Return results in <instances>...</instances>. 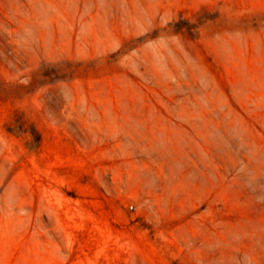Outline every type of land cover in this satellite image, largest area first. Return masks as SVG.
<instances>
[{
  "label": "rangeland",
  "instance_id": "rangeland-1",
  "mask_svg": "<svg viewBox=\"0 0 264 264\" xmlns=\"http://www.w3.org/2000/svg\"><path fill=\"white\" fill-rule=\"evenodd\" d=\"M0 264H264V0H0Z\"/></svg>",
  "mask_w": 264,
  "mask_h": 264
}]
</instances>
